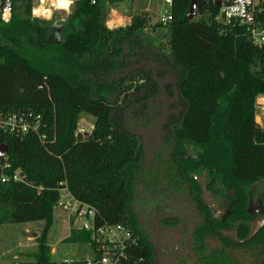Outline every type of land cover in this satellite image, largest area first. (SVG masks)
Segmentation results:
<instances>
[{
    "label": "trees",
    "instance_id": "obj_1",
    "mask_svg": "<svg viewBox=\"0 0 264 264\" xmlns=\"http://www.w3.org/2000/svg\"><path fill=\"white\" fill-rule=\"evenodd\" d=\"M106 1L75 0L61 34L31 17L32 0H15L10 21L0 18V113L40 116L46 136L45 143L33 133L0 136L7 174L23 175L0 184V226L44 223L23 264H52L46 235L61 189L94 210L96 227L130 231L129 264H154L142 211L168 198L180 204L194 194L202 206L204 187L235 218L258 186L264 206V128L255 122L264 50L241 28L221 34L218 7L208 0H174L166 54L145 33L144 16L107 29ZM192 2L196 18L189 21ZM82 115L94 123L81 135ZM161 217L155 222L172 225ZM90 235L70 229L63 242L87 244Z\"/></svg>",
    "mask_w": 264,
    "mask_h": 264
},
{
    "label": "flooded vegetation",
    "instance_id": "obj_2",
    "mask_svg": "<svg viewBox=\"0 0 264 264\" xmlns=\"http://www.w3.org/2000/svg\"><path fill=\"white\" fill-rule=\"evenodd\" d=\"M56 25H52L53 30L61 34L63 25L61 29ZM202 188V206L194 202V194H187L180 204L164 195L169 200L166 204L142 211V227L155 247L154 264H264V206L260 197L255 209L250 210L249 203L243 214L232 218L226 200ZM160 216L173 218L172 225L155 222ZM196 237H202L203 243L197 245Z\"/></svg>",
    "mask_w": 264,
    "mask_h": 264
},
{
    "label": "built area",
    "instance_id": "obj_3",
    "mask_svg": "<svg viewBox=\"0 0 264 264\" xmlns=\"http://www.w3.org/2000/svg\"><path fill=\"white\" fill-rule=\"evenodd\" d=\"M15 0H1L0 18L3 22L9 21ZM123 1H106V7L110 8L121 4ZM217 5V14L214 22L220 26V33L241 28L245 30L248 40L258 48L264 50V0H208ZM54 0H44L43 7L52 15L55 12L67 13L74 6L75 0H71L67 9L53 7ZM94 4L95 0H91ZM33 7L41 6V0H32ZM164 12L156 22L161 28H167L173 21L174 0H161ZM33 14V8H32ZM34 17H38L33 15ZM51 17V16H50ZM108 24V23H107ZM256 116L264 115V95L258 96L255 101ZM42 121L40 116H26L23 113H0V136L1 134L24 135L33 133L41 143H45L46 136L40 133ZM82 134V129H77ZM1 143V142H0ZM6 157L0 158V184L7 182H20L21 172L15 171L7 174L10 165ZM59 200L56 208L60 209L68 219L69 229L90 231V247L92 256L81 260L53 261L52 264H129L128 251L136 245L130 231L121 224L105 225L96 227L94 225L95 212L88 206L79 203L65 189L59 191ZM51 255L54 253L51 250ZM12 264H23L17 257H14ZM132 264H142V260L134 261Z\"/></svg>",
    "mask_w": 264,
    "mask_h": 264
},
{
    "label": "rangeland",
    "instance_id": "obj_4",
    "mask_svg": "<svg viewBox=\"0 0 264 264\" xmlns=\"http://www.w3.org/2000/svg\"><path fill=\"white\" fill-rule=\"evenodd\" d=\"M73 7L67 13L55 12L47 19L34 17L32 12L31 17L33 19L49 22L51 24L57 23L58 25L66 26L68 18L73 12ZM35 8L36 6L34 5L33 9ZM21 11L22 10L17 9L15 14L20 16ZM163 12L164 8L161 4V0L123 1L121 4L113 6L112 12L110 11V8L106 7L104 25L109 30L123 28L127 24L131 23L132 16H144L147 22L145 33L148 34L154 41L160 43L163 46L164 52L168 54L166 29L153 28L154 24L159 20V17ZM115 15L122 18V21L119 24L116 22ZM10 19L11 17L9 18V21ZM9 21L2 22L8 23ZM93 123V118L82 115L79 119L77 128L82 129L85 133H89L93 128ZM259 197L260 188L258 186H252L250 188V210L256 208ZM43 226L44 223L42 221L1 225L0 264H12L14 257H17L19 261H25L27 255L36 251V239L41 235ZM69 231L70 229L68 226L67 216L60 209L56 208L53 215V225L46 235V242L50 249L54 251L51 255L52 261L81 260L92 256L91 249L87 244H71L63 242L69 234Z\"/></svg>",
    "mask_w": 264,
    "mask_h": 264
},
{
    "label": "clouds",
    "instance_id": "obj_5",
    "mask_svg": "<svg viewBox=\"0 0 264 264\" xmlns=\"http://www.w3.org/2000/svg\"><path fill=\"white\" fill-rule=\"evenodd\" d=\"M43 3H44V0H41V6L33 9V15H44L46 17L50 15L49 11L43 7ZM70 3H71V0H54V3L52 4V6L56 8L67 9Z\"/></svg>",
    "mask_w": 264,
    "mask_h": 264
},
{
    "label": "water",
    "instance_id": "obj_6",
    "mask_svg": "<svg viewBox=\"0 0 264 264\" xmlns=\"http://www.w3.org/2000/svg\"><path fill=\"white\" fill-rule=\"evenodd\" d=\"M195 11H196V7H195L194 2H192L190 4L188 12L186 13V17L189 21L195 19V17H196ZM55 27L60 28V29L62 28L61 25H56ZM6 155H7V147L4 144L0 143V158H4V157H6ZM22 176L23 175L21 174V177Z\"/></svg>",
    "mask_w": 264,
    "mask_h": 264
},
{
    "label": "crops",
    "instance_id": "obj_7",
    "mask_svg": "<svg viewBox=\"0 0 264 264\" xmlns=\"http://www.w3.org/2000/svg\"><path fill=\"white\" fill-rule=\"evenodd\" d=\"M38 17H40V16H38ZM42 18V17H41ZM255 121H256V123L261 127V128H264V115H261V116H256L255 117ZM68 236V235H67ZM66 236V237H67Z\"/></svg>",
    "mask_w": 264,
    "mask_h": 264
},
{
    "label": "bare ground",
    "instance_id": "obj_8",
    "mask_svg": "<svg viewBox=\"0 0 264 264\" xmlns=\"http://www.w3.org/2000/svg\"><path fill=\"white\" fill-rule=\"evenodd\" d=\"M50 13V12H49ZM35 16H40V17H42V18H45V19H47V18H49V16H44V15H35ZM115 17H116V22H117V24H119L121 21H122V18L120 17V16H118V15H115Z\"/></svg>",
    "mask_w": 264,
    "mask_h": 264
}]
</instances>
